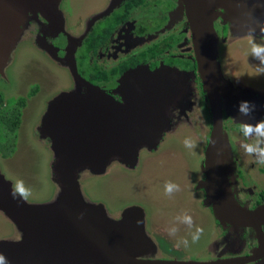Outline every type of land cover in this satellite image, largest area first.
<instances>
[{
	"label": "water",
	"instance_id": "obj_1",
	"mask_svg": "<svg viewBox=\"0 0 264 264\" xmlns=\"http://www.w3.org/2000/svg\"><path fill=\"white\" fill-rule=\"evenodd\" d=\"M60 2L0 0L1 75L5 76L31 13L36 17L41 14L51 27L63 30ZM202 10H207L206 4ZM194 30L199 72L213 114L203 169L206 180L198 188L206 189L204 202L212 206L220 223H230L237 230L254 227L260 231L262 243L264 206L248 210L236 199L227 180L226 158L231 146L223 125L222 70L213 17L196 14ZM40 47L52 50L45 42ZM75 50L68 63L75 87L49 102L38 129L41 138L51 141L52 178L60 189L50 201L13 199V183L0 170V211L18 233L0 239V253L9 264H209L201 260H142L158 252V244L146 229L144 208L127 206L116 218L104 203L89 199L80 182L83 172L103 175L116 160L135 167L142 148L158 147L169 128L168 108L182 100L184 83L179 74L166 68H134L120 79V101L79 73Z\"/></svg>",
	"mask_w": 264,
	"mask_h": 264
},
{
	"label": "flooded vegetation",
	"instance_id": "obj_2",
	"mask_svg": "<svg viewBox=\"0 0 264 264\" xmlns=\"http://www.w3.org/2000/svg\"><path fill=\"white\" fill-rule=\"evenodd\" d=\"M205 4L207 10H202ZM60 10L63 30L51 27L41 14L36 17L31 13L24 31L25 34L29 33L28 39L49 58L53 67L68 71L71 83L60 92L75 87L73 71L68 65L72 62L74 48L79 73L120 101L123 96L117 92V88L126 72L140 66H148L151 71L164 68L177 71L181 83H184V93L180 95L182 100L167 110L170 124L158 147L152 150L142 148L135 167L116 160L109 168L115 164L120 172L139 173L145 167L156 171L154 166L162 163L161 158L165 159L163 146L172 135L192 136L202 143L199 145L202 158L199 175L197 171L189 174L192 178L190 184L196 193L201 192L204 204L206 189L198 188V185L206 180L203 169L213 129V114L199 72L194 25L196 14L213 17L218 37L217 59L222 70L223 125L231 146V155L227 152L226 158L227 180L236 199L248 210L264 206V165L256 163L254 156L246 154L242 145L253 143L254 137L246 138L240 129L241 120L255 124L264 119V81L255 78L257 68L254 66L257 67L259 59L250 55L247 37L248 31L255 28L256 42L264 44V35L258 32L259 17L264 16V0H61ZM41 42L51 44L52 50L40 47ZM36 89L33 96L39 91L38 85ZM241 101L255 105L250 117L238 114ZM200 130L205 132L203 139L199 137ZM44 142L51 144L49 138ZM157 153L163 157L157 158ZM143 173L144 178L149 174ZM88 198L96 200L92 196ZM96 201L104 203L111 212L105 201ZM131 204L135 203L128 206ZM206 206L214 215L212 206ZM126 207L115 217L119 218ZM145 214L147 232L156 242L153 233L157 230L152 227L154 232H151L146 210ZM215 219L219 233L210 243L207 257L201 261L209 264H264V222L261 224V243L260 231L258 233L254 227L237 230L230 223L222 224ZM141 259L179 258L161 256L158 247L157 253Z\"/></svg>",
	"mask_w": 264,
	"mask_h": 264
},
{
	"label": "rangeland",
	"instance_id": "obj_3",
	"mask_svg": "<svg viewBox=\"0 0 264 264\" xmlns=\"http://www.w3.org/2000/svg\"><path fill=\"white\" fill-rule=\"evenodd\" d=\"M24 34L5 69V76L0 74V91L6 103L17 105L23 96L28 100L22 110L16 151L8 155L9 150L0 145V170L13 184L18 179L24 181L25 186L31 189L29 201L45 202L50 201L60 188L52 178L54 153L51 144L44 142L38 129L49 102L70 85L71 77L67 70L53 67L49 58L28 39L29 33ZM258 63L254 68H264L260 60ZM255 78L264 81V74H256ZM37 85V95L29 97ZM3 132L5 128L0 124V143ZM198 133L203 139L205 132ZM186 137L175 134L165 142V159L161 158L162 163L154 166L156 171L145 167L139 173L120 172L118 166L113 164L107 173L100 176L83 172L80 182L85 195L105 201L113 216H117L130 203L142 205L147 213L149 229L152 233V227L157 230L153 234L161 256L203 260L219 228L212 211L202 202L201 192L196 193L190 184V172L197 171L199 175L201 171L202 148L199 145L202 143L191 136L196 139L197 147L189 150L183 144ZM156 157L163 156L157 153ZM143 172H149L146 178ZM168 182L179 185L180 191L167 195L165 185ZM185 214L192 217L193 227L189 228L181 219H177ZM173 227L177 232L170 236L168 230ZM197 227L203 232L199 240L192 243V234ZM16 235L15 225L0 211V239ZM183 239L188 240V246L177 247V242Z\"/></svg>",
	"mask_w": 264,
	"mask_h": 264
},
{
	"label": "clouds",
	"instance_id": "obj_4",
	"mask_svg": "<svg viewBox=\"0 0 264 264\" xmlns=\"http://www.w3.org/2000/svg\"><path fill=\"white\" fill-rule=\"evenodd\" d=\"M260 33H264V24L259 25ZM248 44L250 45V55L259 59L261 64H264V44L256 42V29H250L247 33ZM257 75L264 74V68H257ZM255 105L248 101H241L238 105V114L243 117H250L251 112L254 110ZM240 129L243 132V135L246 138L254 137V142L249 144H244L242 147L244 148L246 154L254 156L256 163L260 165H264V147H261V144H264V119L257 121L255 124L249 123L245 120H241ZM183 144L189 150H194L197 147L196 139L192 137H187L184 139ZM180 191V186L171 182L166 183L165 185V193L171 196L173 193ZM11 195L13 199H19L22 201L28 200L31 195V189L25 186L23 180H16L11 189ZM83 214H81L82 216ZM177 219H181L183 223L187 224L189 228L193 227L192 217L190 215H183L182 217H177ZM177 229L175 227L168 230V234L170 236L175 235ZM203 229L196 228L195 232L192 234V243H196L200 235L202 234ZM181 245L187 247L188 240L183 239L177 242V247ZM0 264H9L7 258L0 253Z\"/></svg>",
	"mask_w": 264,
	"mask_h": 264
},
{
	"label": "trees",
	"instance_id": "obj_5",
	"mask_svg": "<svg viewBox=\"0 0 264 264\" xmlns=\"http://www.w3.org/2000/svg\"><path fill=\"white\" fill-rule=\"evenodd\" d=\"M37 92L36 87L29 93V97ZM5 96L0 91V124L5 128L1 135V143L5 149L9 150L8 155L16 151L18 131L22 123V110L26 106L27 97L23 96L18 100L17 105H10L5 102ZM98 199V198H97ZM96 201V200H94Z\"/></svg>",
	"mask_w": 264,
	"mask_h": 264
},
{
	"label": "bare ground",
	"instance_id": "obj_6",
	"mask_svg": "<svg viewBox=\"0 0 264 264\" xmlns=\"http://www.w3.org/2000/svg\"><path fill=\"white\" fill-rule=\"evenodd\" d=\"M259 18L263 19V21H260V20H259L258 25H260V24H264V16L262 15V16H260Z\"/></svg>",
	"mask_w": 264,
	"mask_h": 264
}]
</instances>
